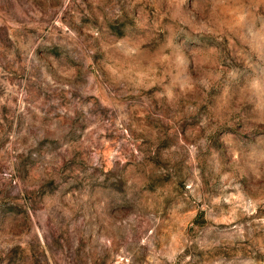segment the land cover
<instances>
[{
    "label": "rangeland",
    "instance_id": "1",
    "mask_svg": "<svg viewBox=\"0 0 264 264\" xmlns=\"http://www.w3.org/2000/svg\"><path fill=\"white\" fill-rule=\"evenodd\" d=\"M0 264H264V0H0Z\"/></svg>",
    "mask_w": 264,
    "mask_h": 264
}]
</instances>
